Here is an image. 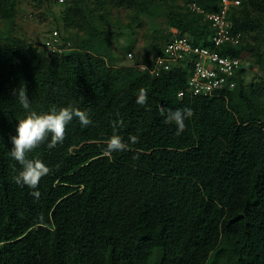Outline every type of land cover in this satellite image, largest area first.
Returning a JSON list of instances; mask_svg holds the SVG:
<instances>
[{"label":"trees","instance_id":"1","mask_svg":"<svg viewBox=\"0 0 264 264\" xmlns=\"http://www.w3.org/2000/svg\"><path fill=\"white\" fill-rule=\"evenodd\" d=\"M20 1L0 0V17L13 21ZM183 1L66 0L55 29L88 36L63 54L0 38V264H264V86L248 91L243 82L264 65V0H241L230 13L243 42L223 52L242 57L244 67L226 97H180L189 66L158 77L135 67L153 63L172 29L211 46L209 21L188 4L213 13L219 0ZM120 9L130 11L132 31L144 18L170 28L156 31L144 60L131 66L117 64L108 32L95 21ZM21 84L31 111L71 106L93 122L84 127L74 118L63 143L49 149V136L28 153L52 169L35 190L15 183L21 165L10 155L18 120L29 114L13 95ZM140 88L146 106L136 103ZM161 107L193 109L181 135ZM113 134L128 150L104 156Z\"/></svg>","mask_w":264,"mask_h":264},{"label":"built area","instance_id":"2","mask_svg":"<svg viewBox=\"0 0 264 264\" xmlns=\"http://www.w3.org/2000/svg\"><path fill=\"white\" fill-rule=\"evenodd\" d=\"M64 3L65 0H59ZM241 0H219L218 12L208 13L196 3L188 4V9L195 14L203 15L209 21L212 33L209 37L210 47L196 45L189 35L174 37L167 43L151 65L136 64L135 67L147 71L158 77L175 68L190 67L187 90L180 91L179 96L187 93L191 96L226 97V93L236 87V77L244 67L242 57H236L228 49L239 47L243 42V34L233 29L230 13L240 6ZM39 52L47 54H63L67 48L59 37V31L54 30L52 35L38 47ZM133 57V54H130Z\"/></svg>","mask_w":264,"mask_h":264},{"label":"rangeland","instance_id":"3","mask_svg":"<svg viewBox=\"0 0 264 264\" xmlns=\"http://www.w3.org/2000/svg\"><path fill=\"white\" fill-rule=\"evenodd\" d=\"M65 2L60 3L59 0H52L49 4L36 6L30 1L21 0L13 21H5L0 17V38L6 39L9 36H14L29 46L38 48L52 35L54 30H58L55 29L57 28L55 25L63 17ZM184 4V1L180 0V5ZM130 16V11L120 9L114 10L108 19H100L97 16L95 18L97 26L108 32V40L112 43L113 54L118 59L117 64L120 66H131L137 60L142 62L152 43L153 34L160 31L164 35H168L170 32L165 20L154 21L149 18H144L142 26L136 27L132 31L127 28ZM174 30L172 29V32ZM58 31L63 37L61 39L64 47L68 49L67 51L77 47L88 36L86 32L75 27L64 30L60 25ZM130 54H133V57ZM243 82L248 91L253 84L264 86V65L263 68L249 69L243 76ZM261 103L264 107V97H262Z\"/></svg>","mask_w":264,"mask_h":264},{"label":"clouds","instance_id":"4","mask_svg":"<svg viewBox=\"0 0 264 264\" xmlns=\"http://www.w3.org/2000/svg\"><path fill=\"white\" fill-rule=\"evenodd\" d=\"M13 95L17 98L21 107L28 110L29 114L18 120L16 135L11 137L13 148L11 149V157L21 165V170L14 177L18 186H27L29 189H38L41 179L49 175L52 171L43 161L39 159H31L28 153L38 148L41 144L49 140L48 148H54L58 144L63 143L66 134V126L74 119L78 118L81 125L87 127L93 122L89 118L87 112L75 107H61L57 110L55 107L46 113H37L31 111L30 100L26 94V88L21 84L14 90ZM148 101L147 90L140 88L136 103L140 106H146ZM160 114L165 116L166 123H174L176 126V135H181L185 129V121L193 117L194 111L190 107L172 109H164L161 107ZM123 121H114L113 129L122 125ZM129 141L132 144L139 142V137L130 135ZM106 149L104 156L110 157L113 152H121L128 150V144L125 143L121 136L113 134L106 141ZM36 199H39L41 193L32 191L30 193ZM39 222L43 223V216L39 217Z\"/></svg>","mask_w":264,"mask_h":264}]
</instances>
